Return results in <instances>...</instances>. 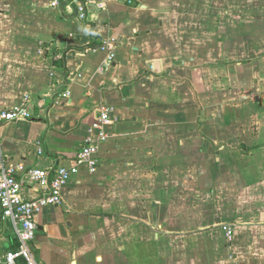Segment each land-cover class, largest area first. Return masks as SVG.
Listing matches in <instances>:
<instances>
[{
  "label": "crops",
  "instance_id": "obj_1",
  "mask_svg": "<svg viewBox=\"0 0 264 264\" xmlns=\"http://www.w3.org/2000/svg\"><path fill=\"white\" fill-rule=\"evenodd\" d=\"M53 1L0 0V108L31 113L0 123V160L68 165L113 112L96 172L37 215V264H264V0H90L82 21L86 0Z\"/></svg>",
  "mask_w": 264,
  "mask_h": 264
},
{
  "label": "built area",
  "instance_id": "obj_2",
  "mask_svg": "<svg viewBox=\"0 0 264 264\" xmlns=\"http://www.w3.org/2000/svg\"><path fill=\"white\" fill-rule=\"evenodd\" d=\"M69 1L54 0L50 6L56 7L59 2ZM89 2L90 0H86L77 4L78 18L81 21L86 19V7ZM112 43L113 40L106 39L101 41L98 47V50L106 53V63H111L115 58ZM68 96L69 93L65 92L60 95V99ZM26 103L25 97L19 104L0 108V123L30 120L31 113ZM112 112L113 109L106 105L99 106L97 120L88 128L75 158L68 165L57 166L51 171L32 168L23 172L22 168L5 164L0 160V215L14 228L17 241L14 250H7L2 254L0 264H37L30 250V244L37 232L36 217L44 208L61 205L63 186L80 168H85L89 174L96 172L99 163L98 146L109 137L106 126L112 122ZM20 172L25 182L38 187L39 194L36 198L28 199L23 195V182L17 177ZM221 229L229 242L233 233L232 228L223 225Z\"/></svg>",
  "mask_w": 264,
  "mask_h": 264
},
{
  "label": "trees",
  "instance_id": "obj_3",
  "mask_svg": "<svg viewBox=\"0 0 264 264\" xmlns=\"http://www.w3.org/2000/svg\"><path fill=\"white\" fill-rule=\"evenodd\" d=\"M97 42V39L92 37L91 38V43H90V47H93V48H96V47H99V44L96 43ZM54 65L56 67H59V68H64V55H62V57L59 59V60H56L54 61ZM255 147H252V148H247L245 147L244 145H241V149H242V152L244 154H248L252 149H254Z\"/></svg>",
  "mask_w": 264,
  "mask_h": 264
}]
</instances>
